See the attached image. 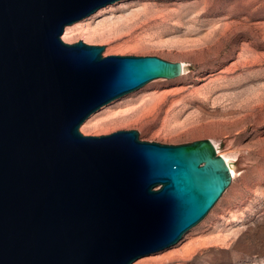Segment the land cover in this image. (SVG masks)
I'll return each instance as SVG.
<instances>
[{
    "label": "water",
    "instance_id": "obj_1",
    "mask_svg": "<svg viewBox=\"0 0 264 264\" xmlns=\"http://www.w3.org/2000/svg\"><path fill=\"white\" fill-rule=\"evenodd\" d=\"M120 1L0 0V264H133L177 245L232 184L210 139L81 133L106 105L184 72L63 40Z\"/></svg>",
    "mask_w": 264,
    "mask_h": 264
},
{
    "label": "rangeland",
    "instance_id": "obj_2",
    "mask_svg": "<svg viewBox=\"0 0 264 264\" xmlns=\"http://www.w3.org/2000/svg\"><path fill=\"white\" fill-rule=\"evenodd\" d=\"M74 25L64 41L107 45L104 57L188 65L179 78L106 105L83 135L136 130L142 141L170 145L210 139L238 172L177 245L133 264H264V0H123Z\"/></svg>",
    "mask_w": 264,
    "mask_h": 264
},
{
    "label": "bare ground",
    "instance_id": "obj_3",
    "mask_svg": "<svg viewBox=\"0 0 264 264\" xmlns=\"http://www.w3.org/2000/svg\"><path fill=\"white\" fill-rule=\"evenodd\" d=\"M73 26H75V25L68 26L66 28L63 40L67 41L70 37H72L73 35L76 34L77 31L75 30V27H73ZM88 35L91 36V37H94V38H105L106 37L103 34H101L102 36H99V33H96V32H89ZM181 63H182L183 68H184L183 75H185V74L188 73V65H187L186 62H181ZM213 143L215 144L218 153L225 158L226 162L228 163V165L230 167V170H231L233 178L236 179L238 172H237V168H236V166L234 164V161L230 157H228V156H226V155L221 153L220 147L216 144V142L213 141Z\"/></svg>",
    "mask_w": 264,
    "mask_h": 264
}]
</instances>
